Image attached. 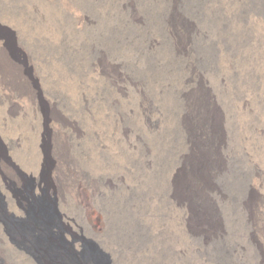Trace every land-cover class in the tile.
<instances>
[{
	"label": "bare ground",
	"instance_id": "obj_1",
	"mask_svg": "<svg viewBox=\"0 0 264 264\" xmlns=\"http://www.w3.org/2000/svg\"><path fill=\"white\" fill-rule=\"evenodd\" d=\"M36 16L60 201L122 264H264V0H41ZM11 80L1 120L25 160Z\"/></svg>",
	"mask_w": 264,
	"mask_h": 264
},
{
	"label": "rangeland",
	"instance_id": "obj_2",
	"mask_svg": "<svg viewBox=\"0 0 264 264\" xmlns=\"http://www.w3.org/2000/svg\"><path fill=\"white\" fill-rule=\"evenodd\" d=\"M8 1L10 10L0 6V72L24 92L14 101L27 117L30 149L29 159L22 160L10 147L1 120L8 98L0 87V264H122L79 220L71 203L60 201L43 171L41 146L52 145L58 131L53 115L63 109L46 74L51 64L43 65L37 33L26 27L28 16L36 20L41 0ZM163 253L162 261L170 264L168 250Z\"/></svg>",
	"mask_w": 264,
	"mask_h": 264
}]
</instances>
